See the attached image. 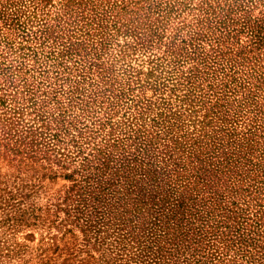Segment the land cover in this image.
<instances>
[{"label": "trees", "instance_id": "16d2710c", "mask_svg": "<svg viewBox=\"0 0 264 264\" xmlns=\"http://www.w3.org/2000/svg\"><path fill=\"white\" fill-rule=\"evenodd\" d=\"M222 11L215 23L201 17L209 33L201 24L191 40H179L183 50L172 55L173 86L165 84L164 111L152 117L132 87L136 112L122 123L113 120L111 72L102 45H96L101 31L90 35L83 12L73 16L79 24L66 25L86 34L80 42L88 47L85 53L79 43L66 50L65 61L77 57V67L64 78L60 63L46 61L54 67V81L21 76V120L33 114L26 130L36 132L22 149L56 157L67 167L71 145L80 159L60 199L74 205L59 209L82 218L85 230H125L115 240L136 248L137 255L144 251L150 264H264V22L255 27L244 20L248 39L241 44L247 46L234 52L237 22L225 21L231 12ZM130 15L136 24L126 34L136 42L147 30L140 14ZM154 33L145 36L149 49L158 44ZM45 43L39 42L41 51ZM53 54L46 58L55 59ZM4 62L22 73V64L14 66L8 57ZM45 66H39L41 74L49 71ZM75 71L80 77L66 85ZM11 73H18L14 79L20 75ZM180 95L183 103L176 104ZM198 112L200 126L187 131Z\"/></svg>", "mask_w": 264, "mask_h": 264}, {"label": "rangeland", "instance_id": "374dc122", "mask_svg": "<svg viewBox=\"0 0 264 264\" xmlns=\"http://www.w3.org/2000/svg\"><path fill=\"white\" fill-rule=\"evenodd\" d=\"M201 7L205 8L200 15ZM227 9L231 13L223 19L228 22L232 18L237 22L234 33L239 34L235 38L239 42L234 44L235 52L247 46L241 44L248 39L242 31L244 20L255 27L263 25L264 0H0V264H150L144 251L137 255L136 248H124L115 240L125 230H118L117 226L108 231L85 230L82 218H74L59 209L62 206L71 210L74 205H66L60 199L73 182L70 174L74 167L79 168L80 159L74 156L76 151H72L75 149L71 145L73 159L66 158L67 167H60L56 157L47 160L41 153L31 156L22 149L24 139L34 138L36 132L26 130V122L33 114L25 113L21 120V76L37 83L42 79L54 81V67L45 66L46 61V64L60 63L64 78L68 76L67 70L77 67V57L65 61L66 50L69 45L81 44L86 34L82 28L72 30V26L67 29L66 25L79 24L73 16L83 12L87 17L85 22L91 27L90 35L94 36V30L101 31L97 35L100 43L96 45H102L101 58L111 72L113 120L122 123L125 117L132 118L136 112L131 99L132 87L144 98L143 104L150 109L152 117L164 111L163 98L168 96L163 92L165 84L173 86L170 70L177 67L173 61L177 58L172 55L183 50L179 40L182 37L191 40L190 32L198 30L201 24L207 32L201 17L212 18L215 23L218 19L215 16ZM205 11L208 15L202 14ZM130 12L141 15L147 30L136 42L126 34L136 24ZM111 17L116 19L115 26ZM153 33L158 44L149 49L145 36ZM52 36L58 39L53 41ZM44 39L46 45L41 51L39 42ZM79 49L85 53L88 47L81 44ZM211 49L205 47L206 52ZM50 52L55 59L46 58ZM230 54L221 56L227 60ZM6 57L14 66L22 64V73L21 67L5 66L8 65L4 62ZM41 64L49 71L41 74ZM12 70H19L17 79L14 78L18 73L12 74ZM73 73L66 85L80 77L78 71ZM61 82L58 79L56 86ZM181 97L178 96L176 104L183 103ZM201 112L191 115L187 131L200 126ZM100 119L105 117L101 115ZM128 242L125 240L124 244Z\"/></svg>", "mask_w": 264, "mask_h": 264}]
</instances>
